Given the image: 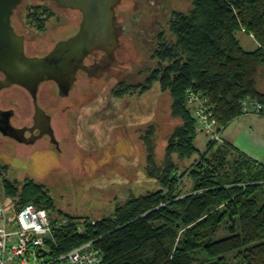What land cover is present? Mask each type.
Wrapping results in <instances>:
<instances>
[{"label":"trees","instance_id":"obj_1","mask_svg":"<svg viewBox=\"0 0 264 264\" xmlns=\"http://www.w3.org/2000/svg\"><path fill=\"white\" fill-rule=\"evenodd\" d=\"M28 18L33 28L44 32L52 13L33 7ZM169 23L170 35L160 34L153 55L157 66L141 90L158 83L168 91L172 115L182 123L168 141L163 167L157 168L149 157V177L161 189L130 199L95 224L68 219L59 226L52 220V249L66 254L96 241L104 264H264V200L259 198L264 169L236 156L224 142H208L200 152L195 145L197 123L186 101L188 91L201 92L225 128L242 116L241 100L264 101L258 89L259 72L264 71V0H193L189 12L174 14ZM239 33L251 36L257 49L246 51ZM135 89L116 90L115 96ZM229 152L238 165L222 174L220 166L225 168ZM174 154L181 160L199 156L190 174L195 192L185 197L175 190L179 179ZM252 170L257 172L252 175ZM4 187L7 197L19 198L20 208L33 204L49 215L55 208L42 185L30 181L20 189L7 180ZM225 224L229 235L218 239ZM200 252L206 262L196 261Z\"/></svg>","mask_w":264,"mask_h":264},{"label":"rangeland","instance_id":"obj_2","mask_svg":"<svg viewBox=\"0 0 264 264\" xmlns=\"http://www.w3.org/2000/svg\"><path fill=\"white\" fill-rule=\"evenodd\" d=\"M192 2L122 0L123 4L116 9L119 37L130 57L138 60L132 61L131 65L122 61V65L118 66L114 60L112 66L116 67L104 72V76L110 78L109 81L92 80L90 91H87L92 95L80 103L60 99L61 103L58 104L53 99L54 104L45 105L41 99L48 114H53L52 124L56 135L62 140L61 145L66 154H59L51 144L44 143L31 150L17 144L15 160L0 161V201L5 208L8 209L11 201L14 204L19 202V198L7 197L4 187L7 180L20 189L30 181L42 185L55 207L50 218L56 220L59 226L68 219H75L80 224L90 219L95 224L98 219L113 215L130 199L161 189L159 183L149 177L152 171L149 157L152 155L157 168L163 167L168 141L182 123L172 115L173 101L168 91H162L158 83L152 84L145 92L141 90L147 86V79L157 66L153 55L160 34L170 35L169 21L178 12H189ZM33 7L45 8L52 13L44 32L31 25L28 16ZM14 14L13 25L18 34H26V52L29 55H45L58 38L64 39L78 31L82 17L79 11L60 9L52 2L40 0H23ZM238 38L246 51L257 49V43L247 33H239ZM124 48L115 51L118 58L125 55ZM258 81L264 85V71L260 72ZM119 82L138 87L133 93L122 98L116 97L113 92L120 89ZM8 94L13 100L12 108L19 114L15 123L29 121L28 117L24 119L21 115L25 107L29 108L28 114L31 115V97L18 87L9 90ZM54 94L58 99L57 91ZM189 109L191 112L194 106L190 105ZM225 129L223 126L222 143ZM229 134H232L235 143L233 151L236 156L241 155L256 168L263 170L264 118L242 115L228 128L227 136ZM207 141V134L197 126L195 145L200 152L206 151ZM92 149L109 152V168L103 175L98 172L100 161L96 164V161L93 163L87 160L84 168L77 161ZM32 152L34 156L29 159ZM74 153L78 158L72 161ZM198 157L196 154L190 160H181L177 154L172 156L179 179L175 190L181 197L195 192V183L190 174ZM236 158L230 152L227 154L224 159L225 168L220 166L222 174L237 168ZM251 172L254 175L257 171ZM247 176H251L249 171ZM259 194L260 200H264V186ZM228 229V225H222L217 238L227 237ZM196 256L198 263L206 260L202 252Z\"/></svg>","mask_w":264,"mask_h":264},{"label":"water","instance_id":"obj_3","mask_svg":"<svg viewBox=\"0 0 264 264\" xmlns=\"http://www.w3.org/2000/svg\"><path fill=\"white\" fill-rule=\"evenodd\" d=\"M22 1L0 0V73L5 75L3 80H0V91L14 85L26 89L33 98L36 123L43 125L45 134L58 146L51 126V117L38 104L37 92L41 84L53 82L58 85L61 95L68 96L78 71H88L84 62L91 54L103 51L112 59L106 72L116 67L112 66L114 60L117 61V66L122 65V61L131 65L137 58L130 57L119 37L116 9L123 4L122 0H40L52 2L60 9L79 11L82 16L77 32L64 39L58 38L51 49L41 56L29 55L26 52V34H18L13 25L15 19L12 17ZM119 48L125 50V55L121 58L115 55ZM101 76L103 77L104 73ZM13 116L14 111L0 110V133L24 143L26 131L12 125L10 118ZM51 116L53 117V114ZM59 149L66 154L61 144ZM55 151L62 154L57 148Z\"/></svg>","mask_w":264,"mask_h":264},{"label":"built area","instance_id":"obj_4","mask_svg":"<svg viewBox=\"0 0 264 264\" xmlns=\"http://www.w3.org/2000/svg\"><path fill=\"white\" fill-rule=\"evenodd\" d=\"M186 101L194 106L193 118L201 132L207 134V142L222 143L223 126L209 100L193 90L187 92ZM239 106L242 115L264 118L262 100L249 97L241 100ZM79 230L82 232L83 228ZM53 242L52 219L45 208L33 204L20 208L11 201L7 209L0 201V264H104L103 251L96 246V241L66 254L54 253Z\"/></svg>","mask_w":264,"mask_h":264},{"label":"flooded vegetation","instance_id":"obj_5","mask_svg":"<svg viewBox=\"0 0 264 264\" xmlns=\"http://www.w3.org/2000/svg\"><path fill=\"white\" fill-rule=\"evenodd\" d=\"M41 56V55H38ZM111 58H109L105 52H95L93 54H91V56H89L88 58L85 59V65L88 67V71H83L80 70L78 71L77 74V79L74 82V84L72 85V87L70 88L69 92H68V96H63L61 95L60 89L58 87L57 84L53 83V82H47V83H43L41 84L38 92H37V96H38V104L40 107H42L44 109V111L46 112V114L51 117V126L52 129H54L53 125H52V121L53 118L51 116V114H48V111L45 107L42 106L41 104V99L43 100L45 105H49L50 103H53V99L55 100V102H57L58 104L61 103L60 99L63 100H72V102L74 103H80L82 102V100L87 99L88 97H90L92 94L88 93L87 91H90V87H91V82L92 80H98V81H109V77L106 76H101V74H103L105 71L108 70V66H109V62H111ZM105 62H107V64H105ZM111 68V67H110ZM109 68V69H110ZM5 77V75H3V73H0V80H3V78ZM149 78V77H148ZM104 79V80H103ZM148 82V79H147ZM104 84V82L102 83V85ZM106 85V84H105ZM131 86V87H135L134 85H128V84H124L123 82H119L118 83V87L120 89L118 90H123L124 88ZM14 87H18L19 89H21L22 91H24L25 93L28 94V96L31 97V105L33 107V110L31 112V115L28 114V109L27 107H25V112L24 114L21 115L22 118L27 119V117H29V121L27 122H22V124H17L15 123V120L18 118L19 114H17V110L12 108L13 105V100L12 97L8 94V91L13 89ZM14 87L11 88H3V90L0 91V110L1 111H14V116L11 117V122L12 125L16 128H20V129H24L25 132V138H23L24 143H20L18 141H15L13 138H10L8 136H4L2 133H0V161H7L8 160H15L16 158V145H20L25 149H33V148H38L39 145L46 143L47 145H54L55 148H57L60 153H62V149H59V146L62 142V140H60L58 138V136L56 135V130L54 129V136L55 139L58 142V146H56L51 138L45 134L46 129L43 127V125H41L40 122L36 123L34 115H35V107H34V103H33V98L32 96L29 94V92L22 88L21 86H17L14 85ZM146 87V86H144ZM143 87V88H144ZM55 91H57V95L59 96L58 99L56 97V95L54 94ZM116 91V90H115ZM115 91L114 96H115ZM129 93H133V91H128L126 92L124 95L129 94ZM123 95V96H124ZM122 98V96H121ZM70 100V102H71ZM53 103V104H54ZM29 106V105H27ZM41 127V128H40ZM66 145V143H65ZM94 150H96V152L94 153ZM34 156V153L32 152V154L30 156H28L29 159H31ZM109 152H107V150H98V149H92L89 152H86L84 155L80 156L78 158V156L74 153L73 155V159L72 161H75L76 158H78V163H80V165H82V167L84 168V163L89 160L92 161L93 163L96 164L100 161V165H99V173H101L102 175L108 170L109 166L107 167V164L109 162ZM107 167V169L105 170V168Z\"/></svg>","mask_w":264,"mask_h":264},{"label":"crops","instance_id":"obj_6","mask_svg":"<svg viewBox=\"0 0 264 264\" xmlns=\"http://www.w3.org/2000/svg\"><path fill=\"white\" fill-rule=\"evenodd\" d=\"M259 75H260V72H259ZM258 89H259V91H262V92H264V85H262L261 84V82H260V84L258 83ZM240 117H242V116H240ZM239 117V118H240ZM238 118V119H239ZM263 118V117H262ZM236 120H234V122H235ZM234 122H232V123H234ZM232 123L223 131V141H224V143L225 144H230L232 147H233V144H235V143H233V139H232V134H229L228 136H227V130H228V128L232 125Z\"/></svg>","mask_w":264,"mask_h":264}]
</instances>
